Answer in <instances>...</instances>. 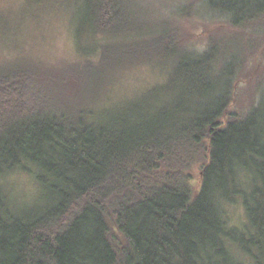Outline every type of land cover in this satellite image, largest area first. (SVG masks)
I'll use <instances>...</instances> for the list:
<instances>
[{"label": "trees", "instance_id": "trees-1", "mask_svg": "<svg viewBox=\"0 0 264 264\" xmlns=\"http://www.w3.org/2000/svg\"><path fill=\"white\" fill-rule=\"evenodd\" d=\"M56 1L84 59L0 64V264H264V0L189 3L217 24L203 46L168 23L133 39L137 0ZM149 58L166 80L99 101ZM20 169L32 201L6 187Z\"/></svg>", "mask_w": 264, "mask_h": 264}, {"label": "rangeland", "instance_id": "rangeland-1", "mask_svg": "<svg viewBox=\"0 0 264 264\" xmlns=\"http://www.w3.org/2000/svg\"><path fill=\"white\" fill-rule=\"evenodd\" d=\"M189 3V9L192 8L196 13L202 8L200 4L203 2L137 0L135 27L138 29V35H133V39L143 41L152 38L163 29V23H168V30L173 33L178 30L180 34L176 33L180 39L186 40L190 46L205 45L207 32L217 31V24L209 23L211 25L205 27V20L195 14L192 19L197 18V22L189 24L184 17L185 8ZM75 23L76 17L70 6L59 5L56 0H0V64L21 60L23 63L29 62L39 66L62 67L83 60L76 48ZM142 30H148L149 33L143 35ZM194 32L199 36L196 37ZM184 33H188L186 37ZM190 38L194 40L188 42ZM106 41L100 39V43ZM156 60L158 62L155 66L150 64L125 70L115 82L103 89L99 101L102 104H110L135 93L139 88L146 89L162 79L166 80L165 66L159 58ZM153 67H156V70ZM260 93L264 95V83ZM195 175L196 178L200 177L198 170ZM5 184L17 202L32 201L39 191L36 178L26 170L13 171L7 176ZM230 214L232 221L238 224L246 219L244 208L240 204L231 207Z\"/></svg>", "mask_w": 264, "mask_h": 264}]
</instances>
